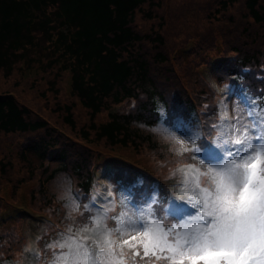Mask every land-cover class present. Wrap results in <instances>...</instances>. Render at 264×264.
<instances>
[{
	"label": "trees",
	"instance_id": "obj_1",
	"mask_svg": "<svg viewBox=\"0 0 264 264\" xmlns=\"http://www.w3.org/2000/svg\"><path fill=\"white\" fill-rule=\"evenodd\" d=\"M232 1H218L213 11L226 9ZM237 2L240 12L247 18L243 31H250L254 25L264 26V0ZM152 3L157 4L155 0H0V72L9 74L16 65L12 72L14 77L6 81L0 76V181L9 176L7 181L12 187V194H18L20 184L22 186L35 179L37 171V193H50L54 197L46 183L64 181L68 174L72 197L86 200L92 206L88 186L92 185V193L96 186L93 168L105 161L119 171L131 173L135 188H139L137 183L145 180L143 167L122 159L109 147L119 144L137 152L145 148L156 155V149L163 152L170 146L173 151L169 153L173 154L174 148L179 145L173 146L153 131L158 127L173 128L170 118L174 109L170 104L169 88L176 91L175 99L183 104L185 115L191 121L204 115L211 119L212 124L217 123L221 107L214 101L215 92L209 91L210 86L202 75L196 77L199 88L195 87L196 91L191 94L188 87L181 90L176 81L166 83L164 78H169L168 71L161 72L159 77L155 74L159 65H164L180 77L179 62L184 75H189L202 46L206 43L207 49L217 48L218 41L212 42L208 33L199 29L203 25L192 21L189 22V30L196 45L188 54L180 51L178 44L185 39L170 31L163 15L171 12V8L168 4H162L154 11ZM143 5H147L143 11L148 18L160 14L158 28L152 26L153 30H147L146 25L135 18V12L142 10ZM229 17L234 19L235 15L230 12ZM192 25L194 30L191 29ZM210 33L215 39L218 38L216 26ZM173 38L178 40L173 42ZM40 39L53 40L55 46L50 48L51 53L46 61L37 59L34 63L44 70L58 71L57 76H50L48 81L52 78L55 80L57 87L51 88L57 89L59 94L64 74L69 76L71 93L74 95L73 99L63 97V103L59 105L57 101L60 99H57L56 104L47 106V113L36 109L33 99L29 101L21 90L8 87L15 83L19 69L30 66L27 56L29 45L35 46ZM231 49L237 51L234 59L236 65L229 67L227 74L235 81V87L231 89L234 91L233 99L227 106L232 114L245 112L242 100L235 95L239 94L240 86H244L253 108L257 111L264 109V65H260L264 64L262 49L248 48L240 41L233 43ZM189 56L191 63L184 60ZM253 64L257 65L251 66ZM247 77L263 84L257 83L258 89L247 90L248 85L242 84ZM219 92L224 94L223 89ZM40 96L44 101L47 96L45 89L41 90ZM138 98H142L141 101ZM122 102L125 107L130 103L128 107L134 108L120 107ZM179 108V105L175 107ZM75 111L81 114L78 118ZM208 128L209 123L204 126V134L208 133ZM31 133L34 136L28 141ZM7 135H10V139ZM75 142L81 143L84 148ZM57 143L60 145L56 147ZM12 147L24 163L12 156H4L3 150L8 153ZM86 148L91 151H86ZM29 155H33L38 163H32ZM184 160L189 159L179 160L178 165ZM158 167L162 169L160 165ZM157 178L152 183L153 198L157 201L167 200L171 189H165L160 178ZM168 178L176 179L171 174ZM118 185L117 207L126 206L128 193L123 191L121 183L118 182ZM85 192L88 193L82 196ZM33 197L35 199L36 195ZM51 197L48 199L51 200ZM60 203L68 204V195L65 194ZM59 221L64 224L62 219ZM67 227L65 225L61 232ZM49 236L55 238L58 234ZM9 256L1 255L0 264H11L13 259Z\"/></svg>",
	"mask_w": 264,
	"mask_h": 264
},
{
	"label": "snow or ice",
	"instance_id": "obj_2",
	"mask_svg": "<svg viewBox=\"0 0 264 264\" xmlns=\"http://www.w3.org/2000/svg\"><path fill=\"white\" fill-rule=\"evenodd\" d=\"M218 119L214 144L198 146L179 118L174 130H153L193 161L172 172L179 180L167 215L151 205L114 216V206L98 209L46 244L48 264H264V109L232 114L224 105ZM68 204L70 216L79 212L70 192Z\"/></svg>",
	"mask_w": 264,
	"mask_h": 264
},
{
	"label": "rangeland",
	"instance_id": "obj_3",
	"mask_svg": "<svg viewBox=\"0 0 264 264\" xmlns=\"http://www.w3.org/2000/svg\"><path fill=\"white\" fill-rule=\"evenodd\" d=\"M220 0H155V3H152L153 10L157 8H161L162 4H168L169 9L171 8V12L168 11L167 13H164V19L166 20V23L168 24V28L172 33L175 35H181L180 38H183L185 40H182L178 45H180V51L185 52L186 54L193 51L192 47L190 46V43H192L194 46L196 45L195 41L192 38L191 31L189 30V22L192 21H198L200 24L203 25L201 29L202 31L208 33L207 36L209 38H212V42L218 41V48H212L207 49L205 48V44L202 46L199 52V57L194 62V66L190 68L189 75H184L182 66L179 65V62H177V65L180 69V77L176 75L174 71L169 69L167 66L159 65L160 68L158 69L157 74H155L157 77H159L158 74H161L163 71L169 72V78H164L166 83H172L175 82L180 89H184L187 87L190 89L191 94H193L196 91V88H199V83L197 84V76L205 75V74H212L215 77V87H212L210 85L209 91L215 92L213 95L215 102H218V105L222 108V106L226 105L233 99L234 91H228L225 94H220L219 91L222 88L231 89V87H235V81L230 78L227 74V69L231 66L236 65L234 63V60L229 59L228 57L232 55L234 52L232 51L231 47L233 43L237 42H243V44L251 49H262L261 56L264 57V26L254 25L252 26L250 31H243V26L246 23V17L242 15L240 12V5L238 6L237 0L232 1L226 9L219 10L218 12H214L213 10L217 6V3ZM210 4L211 6L208 7L207 4ZM215 4V6H214ZM156 5V6H155ZM171 5V7H170ZM147 8V5H143L142 10H137L135 12V18L139 20L140 22L144 23L146 26H144L147 30H153L152 26L155 28L159 27V20L160 14H155L151 16L150 18L147 17V15H144V11ZM193 13L190 14V13ZM232 12L233 16L235 15V20L230 19L229 13ZM188 13V14H187ZM216 13V15H215ZM250 20L251 17L249 16ZM233 20V21H231ZM183 25H186V28H183ZM213 26H216L218 29V38L215 39L213 33H210ZM194 26H191V29L194 30ZM200 36V34H199ZM179 38V39H180ZM178 39L173 38V42L177 41ZM196 41H198L196 39ZM49 45V46H47ZM47 46V47H46ZM54 41L53 40H42L40 39L39 42H35V46L29 45V55L28 61H29V67L19 69V71L16 73V80L14 84H10L8 87H14L23 92L25 94L26 98L29 101H32L36 105L37 109L43 112L47 113L48 107L56 104V100H58V105L63 103V97L73 99L74 95L71 93V85H70V78L69 76H66L64 74L61 85H60V92L59 94L58 90H54L51 87L55 86L57 87V84L55 80L52 78L48 81V78L50 76H57V70L56 69H42L40 65L34 63L37 59L41 61H46L48 56L51 53L50 48H54ZM149 52V51H148ZM206 53V55H203ZM185 61H189L191 63V58L186 57L184 59ZM19 63H22V61H19ZM234 63V64H233ZM257 64H253L251 66H255ZM263 66L264 64H260ZM16 65L13 67L12 71L9 74H6V72L2 71L0 72V76L4 77L6 81L10 79V77H14L12 75L13 70L15 69ZM254 70V68H253ZM16 71V70H15ZM252 76V73H249ZM219 76H222L224 79H220ZM262 83V81H253L250 77L245 78L242 81V84L248 85V89L254 90L258 89V84ZM174 85V84H173ZM197 85V86H196ZM171 86V85H169ZM174 88L177 90V88L174 86ZM42 89H45V92L47 94L46 98L43 99L40 96V92ZM170 94L174 98V107L177 105L180 106L179 109H174V111H171L173 113V127L176 123L177 118H179L183 126L187 129V131L190 133L192 137H197L196 140H200V143H205L206 138L202 137L203 135L200 134L204 131L203 124L198 121H191L189 117L185 115L183 104L179 103L175 99L176 91L172 88H169ZM166 93H168V89L165 90ZM175 91V92H174ZM239 94H235L240 100H242V103L244 105L245 112L249 109H254L253 105L249 102L250 96L247 95L244 91V86H240V89L238 90ZM213 92V93H214ZM236 92V91H235ZM142 98H138V100ZM222 100V103L220 101ZM130 101V100H128ZM183 102V99H181ZM130 103H127V106L125 107V103L121 104L120 107H125V109L129 108L132 109L134 107H128ZM173 103L171 102V106ZM228 109V106H227ZM229 111V110H228ZM75 115L78 118L81 114L78 111H75ZM218 124V122H217ZM174 130V128H172ZM179 135V133H177ZM8 139H10V135H7ZM31 137V136H30ZM187 139V137H185ZM216 141V136H215ZM62 143V141H60ZM215 143V142H214ZM103 142H101V145ZM145 144V143H144ZM60 144H56L55 146H59ZM63 145V143H62ZM110 146V145H108ZM66 147V146H64ZM168 148V149H167ZM165 151L158 152L156 149V155L154 156L152 153L150 154L147 149L142 148L139 152L135 151L134 149L130 147H125L122 145H113L112 147H109V149L114 150L119 153L120 157L126 161H129L131 163H135L137 165H140L142 167H145L150 170H155L156 164H157V158H162L167 160L168 167H172L174 170L177 168L176 166L177 161L182 160L180 157H177L176 155L170 154L171 150L170 146L167 147ZM86 151H91L89 148H86ZM161 155H160V154ZM3 154H5V151L3 150ZM1 156V155H0ZM32 163H38V160L33 157V155H29ZM157 157V158H156ZM183 159H190V153H186L185 157ZM100 163V162H99ZM192 163V162H191ZM124 165V164H121ZM126 167H128V164H125ZM100 167V166H99ZM111 168L110 165H106L102 167L101 169H98L103 176L107 177V170ZM128 171L132 172L131 169ZM130 176L129 173H122L119 175L122 183H127L126 178ZM35 178H38L37 171H35ZM147 182L149 183V178L147 177ZM116 183V180H115ZM115 183L113 186H115ZM147 183V184H148ZM48 184V189L50 192L54 194V197H51L50 193H43L40 195L37 193V189L39 186H37L33 190V195H36V198L33 200H24L23 198L28 195L29 191L31 190V184H26L22 188L19 189L18 194L12 195L13 198L10 196V193L8 190L3 191L2 187H0V230H2L10 239L13 241L11 245L8 246V243L2 242V239L0 237V255H10L9 258H13V261L11 264L15 263L16 256L20 253L22 250L19 251L18 248H16V252H14L15 247L20 242V246L22 243V237L24 235H29L30 230L32 229V225L36 221H31L30 217H27L30 215L32 218L37 220L38 218H42V214L40 212L44 213V208L52 209L57 216H59L65 223V225L69 226L72 225L73 222H75L74 226L82 225L84 223L88 222V219L90 217L91 210H84L82 207V204L77 201V203L80 205L79 212L71 213V209L69 207V204L67 203H60V200L63 198V196L66 194L68 195L70 192L69 188V176L66 174L65 180H52L46 183ZM45 186V185H44ZM117 186V185H116ZM150 190L149 186L148 189L144 190V192H138L137 188H135V185H130L124 188L123 191H126L128 193V204H126V207L132 208L133 205L137 209H144L143 200L145 196L148 194V191ZM110 190H104L101 191L98 195L99 200H96L100 203V200H110L112 197L109 195ZM153 192H151L147 197V207L151 205V207L155 206L156 201L155 200H149L153 198ZM176 196V195H175ZM175 196L171 199V202L175 199ZM51 197V200L48 198ZM149 198V199H148ZM48 199V200H46ZM155 201V203H153ZM170 202V205H171ZM100 205V204H97ZM123 206H119L117 211L114 213V215H117ZM30 208H34L36 211L35 213L30 211ZM107 208V207H104ZM170 208V206H169ZM161 210V209H160ZM97 210H93V212H96ZM168 210L167 208H164L161 210L160 214L157 216H165L167 215ZM22 215L24 218H22ZM113 215V216H114ZM22 220V223L19 224L18 221ZM111 223V222H110ZM17 227V228H16ZM64 229V226L62 223H60L59 219H56L52 221V229L51 234L52 236L59 235L61 233V230ZM35 231V230H34ZM36 231L40 233L42 231V228L36 227ZM58 237H51L49 234H45L41 236L38 239H34L30 241V248L36 249L37 251H42L45 261L48 263L49 259L51 258V252L46 248V244L50 243L53 239H56ZM19 246V248H20ZM23 259H25V262L27 264H41L39 261H35L29 257L23 256ZM2 261V260H1ZM131 264V262H129ZM142 264V262H141Z\"/></svg>",
	"mask_w": 264,
	"mask_h": 264
}]
</instances>
